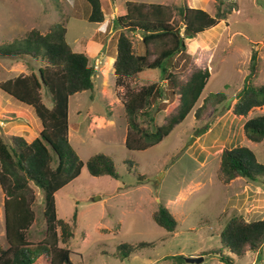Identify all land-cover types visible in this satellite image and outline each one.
Masks as SVG:
<instances>
[{
  "label": "rangeland",
  "instance_id": "374dc122",
  "mask_svg": "<svg viewBox=\"0 0 264 264\" xmlns=\"http://www.w3.org/2000/svg\"><path fill=\"white\" fill-rule=\"evenodd\" d=\"M100 1L104 20L95 24L86 19L89 6L85 0H0V83L31 71L37 74L44 62L10 57L4 52L22 43L27 32L35 29L45 34L55 24L64 25L71 49L84 53L95 71L93 90L69 99L68 140L84 167L78 178L55 194L59 219L71 222L73 210H77L76 227L67 245L70 260L73 264H197L186 259L202 258L198 264H223L214 251L223 248L219 236L229 219H264V180L237 178L224 184L219 174L221 152L235 147H248L264 166V141L251 143L242 129L246 120L264 115V110H252L244 119L232 114L236 95L245 85H264V0H222L234 7L226 19L192 39H184L186 50L172 58L168 72L184 84L194 70H207L209 81L184 123L162 142L143 151L125 147V89L138 91L151 84L160 88L162 97L150 104L146 115L137 118L140 127L148 130L166 122L175 97L161 75L147 81L125 79L123 86L116 85L111 61L120 30L114 20L124 14L125 0ZM130 1L163 3L165 20L177 24L179 36H183L184 25L176 6L202 9L210 16L218 6L215 0ZM125 34L137 54L143 55L140 35ZM257 44L256 77L247 82L252 50ZM162 48L159 43L151 46V59ZM40 93L43 104L51 107L45 90ZM216 93H224L225 101H209L206 105L205 99ZM0 96V115H4L0 118V136L9 144L13 136L27 142L36 138L41 125L33 109L1 90ZM204 103L201 118L196 120L194 112ZM95 154L112 160L118 179L88 173L85 164ZM29 186L37 221L29 230L28 241L35 245L45 238L43 202L39 190L31 183ZM3 203L0 188V248L4 250L8 245ZM161 205L176 221L173 233L159 227L152 218ZM141 243L147 246L138 247ZM123 244L134 250L126 258L119 255ZM222 252L229 255L224 248ZM230 256L234 264H264V247L248 251L243 257ZM35 264H47V260L42 256Z\"/></svg>",
  "mask_w": 264,
  "mask_h": 264
},
{
  "label": "trees",
  "instance_id": "16d2710c",
  "mask_svg": "<svg viewBox=\"0 0 264 264\" xmlns=\"http://www.w3.org/2000/svg\"><path fill=\"white\" fill-rule=\"evenodd\" d=\"M85 1L89 6L87 21L102 23L104 13L101 1ZM215 1L218 6L213 16L202 9L176 6L179 21L184 25L183 36H179L175 31L177 24H170L165 20L163 5L125 0L124 14L114 20L120 30L112 66L116 85L123 86L125 79L147 81L161 75L175 97L171 109H168L166 122L148 130L140 127L137 118L138 115H146L145 110L150 104L162 97L160 88L151 84L138 91L128 87L125 89V147L129 151H143L162 142L176 126L184 123L199 101L209 81V72L194 70L186 83L179 84L175 75L168 72V67L173 57L185 52L184 39H192L214 27L234 9L232 4L225 5L222 0ZM126 31L140 35L143 55L137 54L132 41L125 34ZM157 43L163 44V48L151 59L149 48ZM262 44L264 45V39ZM257 47L258 44L252 50L249 74L245 78L247 82L256 77ZM4 55L25 56L44 63L37 69V74L31 71L29 75L0 83L2 92L33 109L41 125L39 135L31 142L21 136H13L9 144L0 136V188L4 195V227L8 245L4 250L0 248V264H35V260L42 256L47 264H73L67 245L76 227L77 210H73L71 222L59 219L55 194L78 178L84 167L68 140L69 99L77 93L93 90L92 78L95 71L84 53L71 49L66 41V28L63 24L52 25L45 34L35 29L27 32L22 43L7 49ZM42 89L45 90L51 107L43 104L40 93ZM225 99L224 93H216L206 98L205 103L208 105L211 101L219 104ZM205 103L194 112L196 120H200ZM262 106L264 85L249 83L236 95L232 114L247 117L252 110ZM242 129L248 141H264V115L246 120ZM85 166L91 176L118 179L112 160L103 154L91 156ZM219 174L224 184L237 178L264 180V166L257 162L249 148L235 147L221 152ZM29 183L39 190L43 202L45 238L35 245L28 241L29 230L37 221L32 209L34 200ZM152 218L168 233L175 231L176 221L164 206H159ZM219 237L221 248L226 249L229 255L222 252L223 248L214 251V255L223 264H234L230 255L243 257L248 251L257 252L264 247V219L247 222L242 217H232ZM60 244L65 246L61 247ZM146 246L144 243L138 245ZM132 251L134 250L125 244L119 247V255L124 258Z\"/></svg>",
  "mask_w": 264,
  "mask_h": 264
},
{
  "label": "crops",
  "instance_id": "0c3cea01",
  "mask_svg": "<svg viewBox=\"0 0 264 264\" xmlns=\"http://www.w3.org/2000/svg\"><path fill=\"white\" fill-rule=\"evenodd\" d=\"M147 4H154V3H147ZM155 4H156V3H155ZM161 5H163V3H161ZM88 14H89V13H88ZM87 16H88V15H87ZM111 62L113 63V61H111ZM0 98H1V96H0ZM21 107H25V106L22 105ZM5 108H6V107H2L1 110L4 111V112H6ZM26 108H29V109H30V107H26ZM256 109H262V110H264V106H262V107H260V108H256ZM256 109H254V110H256ZM254 110H253V111H254ZM260 111H261V110H260ZM251 112H252V111H251ZM251 112H250V113H251ZM1 113H2V112H1ZM248 115H249V114H248ZM248 115H247V116H248ZM1 116H4V115L1 114V115H0V118H2ZM241 118H242V117H241ZM244 118H245V117H243V119H244ZM246 118H247V117H246ZM7 126L9 127V125H7ZM10 128H11V126H10ZM242 128H243V126H242ZM8 130H9V129H8ZM33 139H35V137H34ZM246 140H247V139H246ZM28 142H31V141H28ZM251 143H252V142H251ZM244 147H245V146H244ZM247 148H248V147H247Z\"/></svg>",
  "mask_w": 264,
  "mask_h": 264
},
{
  "label": "water",
  "instance_id": "95a60500",
  "mask_svg": "<svg viewBox=\"0 0 264 264\" xmlns=\"http://www.w3.org/2000/svg\"><path fill=\"white\" fill-rule=\"evenodd\" d=\"M176 33H177V31H176ZM231 99H233V97L226 101L225 107H227L229 105ZM186 261L188 263H197L198 264L199 262L202 261V258H190V259H186Z\"/></svg>",
  "mask_w": 264,
  "mask_h": 264
}]
</instances>
